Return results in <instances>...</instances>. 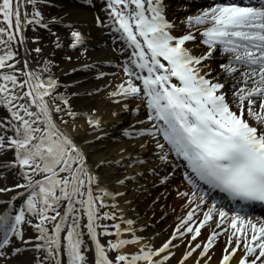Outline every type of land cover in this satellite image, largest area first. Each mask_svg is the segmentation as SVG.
Here are the masks:
<instances>
[{
    "label": "snow or ice",
    "instance_id": "6c2138e0",
    "mask_svg": "<svg viewBox=\"0 0 264 264\" xmlns=\"http://www.w3.org/2000/svg\"><path fill=\"white\" fill-rule=\"evenodd\" d=\"M78 5L68 6L71 19L45 22L49 0H0V153L13 154L5 167L14 173L0 194L16 193L0 200V264H214L221 238L218 264H264V214L256 212L264 210V0ZM50 24L67 29V44ZM86 27L118 34L125 45L119 83L101 71L110 60L85 57L81 65L104 81L84 94L117 105L110 120L99 108L76 109L52 73L60 65L44 60L39 36L28 35L45 29L56 49L83 56ZM123 113L134 117L121 130L134 151L115 159L97 142ZM181 164L190 186L175 189L184 215L156 245L160 233L143 235L147 225L128 213L134 197L150 191L141 180L167 189ZM114 166L132 171L120 176ZM129 185H138L133 198Z\"/></svg>",
    "mask_w": 264,
    "mask_h": 264
},
{
    "label": "bare ground",
    "instance_id": "6f19581e",
    "mask_svg": "<svg viewBox=\"0 0 264 264\" xmlns=\"http://www.w3.org/2000/svg\"><path fill=\"white\" fill-rule=\"evenodd\" d=\"M175 8V7H174ZM81 15L83 17L90 18V13L84 9L80 8ZM85 33L91 32L90 38L87 40V45L89 51L87 52V60L89 62H98V61H111V64L105 63L102 65L101 68L104 69V71L109 73L110 77H105V81H108L109 83H119L120 77L122 75L120 68L116 67L115 65L119 61V58L123 60L125 57L118 56L117 53L110 52L107 48H104V45L107 43L106 38L103 36V32L100 29H94L91 27H86L82 29ZM61 41L64 44H67L68 39L64 36H61ZM54 39L51 43H49L45 47V52H48L50 49H52L54 45ZM125 48V45L123 44L122 49ZM109 65L107 68H105V65ZM114 66L116 67L115 69ZM63 71L69 72L71 71V68H65ZM87 77L84 79H78L76 80V85H78L79 91H85L88 88V85L86 84L87 81L91 79L89 76V71L85 72ZM114 74V76H113ZM112 77V78H111ZM101 83L104 85V81H101ZM103 97L102 94L99 95V98ZM104 105H108V107H104ZM117 105L109 104V102H101L97 108H99L100 115L105 120H110L109 116V109L110 108H116ZM96 108V109H97ZM134 117L129 113H123L121 117L120 124L117 127L109 128L108 129V136L105 137L103 142H97V150L109 155L110 157H114L115 159H120V157L117 155V153L124 148H127L129 153L133 152V148L131 147L132 144L135 143V141H128L127 138H123L121 136V130L123 128L128 127L133 122ZM127 163V161H125ZM131 172L132 169H126L124 167H115L114 166V174H118L120 176H123L125 172ZM178 176V173L176 174V177ZM175 179V177H173ZM141 183L149 185L150 191L143 193V194H137L134 197V204L132 207L135 208V212H129V218H134L138 221V223L142 225H147L146 231L143 233L145 236L154 235L155 233H160V236L157 237L155 240V244L159 245L164 239L167 238L168 234L172 230V225L176 222H178V219L180 217L181 213H184L183 209V202L178 198L177 194L173 192L174 188L179 187L181 191L188 190L187 187H185L182 183L174 182L173 185L165 189L164 187H158V188H151V180H141ZM138 185H129V196L130 198H133L131 196V189L133 187H137ZM162 193H171L169 198L165 200H161L160 203L156 206H152V200L153 198L160 197ZM173 209H175V212H173ZM165 213V218L161 220V214ZM208 235V229L203 230V236L201 239H204ZM224 239H220L216 248H215V261L214 264H218L220 253L222 248L224 247ZM173 264H175V260H173Z\"/></svg>",
    "mask_w": 264,
    "mask_h": 264
},
{
    "label": "rangeland",
    "instance_id": "374dc122",
    "mask_svg": "<svg viewBox=\"0 0 264 264\" xmlns=\"http://www.w3.org/2000/svg\"><path fill=\"white\" fill-rule=\"evenodd\" d=\"M52 3L55 6L47 7L43 10L45 17L49 21L53 19L58 20L61 17H64L66 19L72 18L68 16V6L76 5L75 4L76 2H74L73 0H52ZM61 5H64V7L61 8ZM52 27H55L58 29V31L56 32L57 34H61L64 37H67L68 39H70V34H68L69 32L63 25L53 24ZM38 34L41 37H43V40L41 41L39 46L45 49V47L49 43H51V41L53 40V37L49 34H42V32H39ZM31 46L35 47L36 45H31ZM81 51H83V49H81ZM81 51H73L69 47H65L63 49H53V50H49V52L47 53V56L44 57V60H52L54 61V63L60 65V67L58 68H53L52 73L58 78L61 84L60 91L65 92V90H67L65 94L71 97V102L74 104V106L76 107L78 111H83L89 108L95 110L101 102H108V101L104 97L99 98V95L95 97H89V96H86L85 94H82V92H85V91H79L78 85H76V80L84 79L87 77V75L85 74L86 70L81 68V65L85 62V57L87 56V52L89 50H87V52L84 53L83 56L81 55ZM33 55H35V53H33ZM68 55H71L73 57L70 63L64 59L65 56H68ZM42 66L43 65H40V67ZM74 66L77 67L78 72L79 71H82V72L77 73L75 76H71L73 74L71 71L66 72V73L65 71H63L65 68H68V67L72 68ZM94 74H95L94 72H91V75H89L91 79L86 82L89 88L87 90L94 89L96 86H100V87L104 86L101 83V81L95 79V77L93 76ZM77 91H79L81 95L73 96L72 93H75ZM12 159H13V154L11 152H9L7 155H4L3 153L0 154V187H3L5 185L12 186L14 182V173L12 171L7 170V168L5 167L7 164H9V162L12 161ZM15 194H16L15 192L8 193V194H0V200L7 201L8 199H10L12 195H15ZM2 210L3 209L0 208V212H2ZM26 231L29 232V235L31 234L30 230H26Z\"/></svg>",
    "mask_w": 264,
    "mask_h": 264
}]
</instances>
